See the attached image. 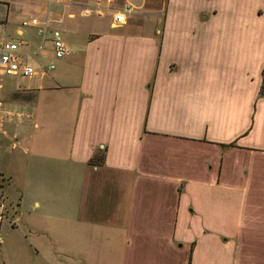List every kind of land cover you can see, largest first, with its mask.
<instances>
[{
    "label": "crops",
    "instance_id": "0c3cea01",
    "mask_svg": "<svg viewBox=\"0 0 264 264\" xmlns=\"http://www.w3.org/2000/svg\"><path fill=\"white\" fill-rule=\"evenodd\" d=\"M125 5L133 12L113 24ZM16 16L19 41L0 39L19 43L35 72L0 73L5 84L37 90V102L45 87L63 90L49 123L31 121L35 96L14 108L5 92L0 100L12 226L28 231L41 259L264 264V44L223 31L220 0L0 2V24ZM32 17L53 19L44 37L22 24ZM255 17L264 21V5ZM54 28L68 58L43 83L56 65L41 57L64 58L54 56ZM238 43L263 50L252 54L257 80L240 67L243 85Z\"/></svg>",
    "mask_w": 264,
    "mask_h": 264
},
{
    "label": "rangeland",
    "instance_id": "374dc122",
    "mask_svg": "<svg viewBox=\"0 0 264 264\" xmlns=\"http://www.w3.org/2000/svg\"><path fill=\"white\" fill-rule=\"evenodd\" d=\"M3 2V0H0ZM221 5V17H222V30L241 34H248L258 39L259 42L264 44V21H259L255 17V9L257 7H262L264 5L263 0H235L234 2H227L226 0H220ZM74 11L67 10L65 12V18L72 16ZM262 11H259L261 13ZM21 18L16 16L13 19V22L8 21L4 25L0 24V38H7L8 40L19 41V38L15 35V28L19 25ZM262 50L261 45H245L243 43H238L237 45V59L239 63L238 70V79L242 82V85L247 82L245 75H242V70L240 67L243 66L245 69H249L251 74L257 80L258 78V60L256 57L252 56L253 53L257 55V51ZM263 51V50H262ZM262 55H257V57H261ZM68 58L67 56L60 60H53L52 57L42 56L41 61L47 64L48 61H53L52 63L56 65V69L52 71L47 77H45L44 82L49 76L54 75L60 71L61 63L63 60ZM54 65V66H55ZM6 77L0 75V86L4 87L0 89V100L2 101L1 94L5 92V95L8 97L9 104L14 108L19 98L25 97L29 95L30 97L35 96V104L33 113L35 116L31 121L34 124H41L43 122H53L54 112L57 111L56 107L59 108V105H55L54 99L56 97H61V93L63 90L60 89H50L45 87V89L41 90L39 93L41 94L42 99L37 102V90L30 92V94H25L23 91L10 90L8 88V84H5L7 80ZM1 80H4L1 82ZM255 81V80H254ZM42 82V81H41ZM252 89L254 88V84H251ZM251 89V88H250ZM246 93H250L249 90H245ZM39 94V95H40ZM5 96V97H6ZM8 102V101H7ZM32 105V104H30ZM31 106H29L30 108ZM65 111L70 112V104L65 105ZM12 142L5 141L4 147H11ZM0 166L4 168L6 166L5 156L0 157ZM1 177V176H0ZM4 180L0 178V191L6 198V201L10 205V209L13 210V203L11 199L5 194L3 191ZM10 191L11 189L7 187ZM11 196H14L13 194ZM28 231L24 229L20 222L17 223V228H13L10 224L9 220H5L1 225V240L2 244L0 245V264H54V260L51 261H43L41 259V255L37 253V248L32 245L31 238L27 236ZM27 236L26 238L24 236ZM31 245H30V243ZM57 264H75L69 258H64L62 261H57Z\"/></svg>",
    "mask_w": 264,
    "mask_h": 264
},
{
    "label": "built area",
    "instance_id": "2783aa9c",
    "mask_svg": "<svg viewBox=\"0 0 264 264\" xmlns=\"http://www.w3.org/2000/svg\"><path fill=\"white\" fill-rule=\"evenodd\" d=\"M65 1V0H61ZM97 5H99V1H97ZM133 12V8L129 5H125L123 9H120L115 12L113 17V24H124L127 20V15ZM82 13L84 15H89L91 10L89 8L83 9ZM63 17L58 16L56 18V22H62ZM53 21V19L45 17L42 23L38 21L36 17H32L27 21H23V25H34L37 27V32L41 36H45L47 29L49 28V24ZM50 39L52 42V49L54 56L56 58H62L68 54V48L66 47L63 38L61 36V32L59 29L54 28L51 29ZM54 64L51 63L48 66V69H53ZM35 69L33 66L25 63L22 59V55L19 52V43L14 41H7L0 39V73L5 75H22V76H30L34 74ZM5 220H9L11 225H15V221L13 219V215L11 213L10 205L6 201L5 196L0 191V232L1 225ZM1 236H0V244H1Z\"/></svg>",
    "mask_w": 264,
    "mask_h": 264
},
{
    "label": "trees",
    "instance_id": "16d2710c",
    "mask_svg": "<svg viewBox=\"0 0 264 264\" xmlns=\"http://www.w3.org/2000/svg\"><path fill=\"white\" fill-rule=\"evenodd\" d=\"M260 94L264 95V69L262 70V84L260 87Z\"/></svg>",
    "mask_w": 264,
    "mask_h": 264
}]
</instances>
